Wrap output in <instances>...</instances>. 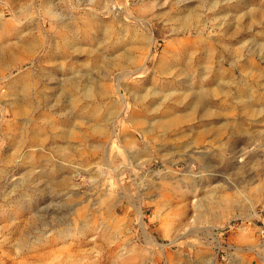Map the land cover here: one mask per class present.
<instances>
[{
    "label": "rangeland",
    "instance_id": "1",
    "mask_svg": "<svg viewBox=\"0 0 264 264\" xmlns=\"http://www.w3.org/2000/svg\"><path fill=\"white\" fill-rule=\"evenodd\" d=\"M0 16V264H264V0H0Z\"/></svg>",
    "mask_w": 264,
    "mask_h": 264
},
{
    "label": "bare ground",
    "instance_id": "2",
    "mask_svg": "<svg viewBox=\"0 0 264 264\" xmlns=\"http://www.w3.org/2000/svg\"><path fill=\"white\" fill-rule=\"evenodd\" d=\"M209 9V8H208ZM53 10V9H52ZM207 10V9H206ZM76 16V15H75ZM13 17L15 18L16 17V15H13ZM87 21V20H86ZM6 23V20L2 17V16H0V25H3V24H5ZM80 23V22H79ZM82 23V22H81ZM88 24H89V22H88ZM87 25V24H86ZM187 25V24H186ZM61 26V25H60ZM92 29V28H91ZM79 30V29H78ZM179 30V29H178ZM197 33V32H196ZM195 33V34H196ZM46 36V35H45ZM37 38V37H36ZM42 39V38H41ZM39 40V39H38ZM38 40H36V39H34V38H31V39H29V40H27V41H25V42H23V44H24V46H23V49L25 50V51H28V52H30V53H33L34 52V50H36V46H37V43H38ZM39 41H41V40H39ZM11 47L10 46H8V45H5V46H3L2 48H1V50H0V54H3V53H6V52H9V51H11ZM166 49V46H163L162 47V50H161V53H163L164 52V50ZM75 54V53H74ZM17 55V54H16ZM161 57V56H160ZM141 70L143 71V72H146V70H147V64H146V61H143L142 62V64H141ZM115 93L119 96V98L120 99H125L126 97H125V88H124V86H123V83L121 82V81H117V84L115 85ZM126 101V100H125ZM16 111H17V109H16ZM22 111V110H21ZM177 119H172L171 121H176ZM46 128V127H45ZM123 131L125 130V129H122ZM28 131V130H27ZM154 131V130H153ZM219 131H220V129H216L214 132L215 133H219ZM112 133L114 134V135H116L118 138H119V136H122V138H124L125 137V134L124 133H122V135L120 134V133H117L115 130H113L112 131ZM67 141H70L71 139H76L75 137H73L74 135H72V134H69V133H67ZM125 140V139H124ZM15 142L17 143V147H18V149H20L22 146H24L23 144V141H22V139L21 138H17L16 140H15ZM43 140H39V139H36V138H30L27 142H26V146H28L29 148L31 147V146H36V145H40V148H42V145H43ZM127 144H130V142L129 141H127ZM122 147H124L123 149H124V151H125V153H124V158H126V159H128L129 161H130V159H132L134 156H135V154L132 152V151H130L129 150V148H127L128 146L127 145H123ZM28 148V149H29ZM25 150V151H23V153H21V159H20V161H19V164L22 166V170H23V172L22 173H20V177L17 179V180H19V181H21V186H20V191H19V195L20 196H25V195H27V190H28V188H30V183L28 182L29 180H30V177H32V175L33 174H35V162L37 161V159H36V157H35V155L40 151V149L38 150V152L36 151V153H35V155H33L31 152H29V150ZM56 152L58 153V155L60 156V157H64L65 155H67V149H65V148H62V149H57L56 150ZM79 153V152H78ZM98 153V152H97ZM119 155H120V153H119V151H117L116 152V154H112V155H110V157H109V159H105V161L109 164L108 166L109 167H113L114 168V165H115V161H116V159L119 157ZM103 156V155H102ZM101 156V157H102ZM26 160V161H25ZM48 161V160H47ZM41 162V161H40ZM50 162V161H49ZM65 163V162H64ZM69 164V163H68ZM129 165L131 164V163H128ZM148 164V163H147ZM143 166V165H142ZM137 167H140V166H137ZM165 167H166V165H165ZM146 171V170H145ZM170 171V170H169ZM4 174V179H7V178H9L10 177V175L11 176H14L15 174H11V173H7V172H4L3 173ZM44 181V180H43ZM16 182V181H15ZM18 182V181H17ZM13 183V182H12ZM35 184V183H34ZM24 241V240H23ZM153 246H155V245H153ZM160 246V245H159Z\"/></svg>",
    "mask_w": 264,
    "mask_h": 264
}]
</instances>
